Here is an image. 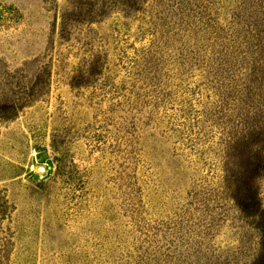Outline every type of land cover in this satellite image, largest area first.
Returning <instances> with one entry per match:
<instances>
[{
	"label": "rangeland",
	"instance_id": "obj_1",
	"mask_svg": "<svg viewBox=\"0 0 264 264\" xmlns=\"http://www.w3.org/2000/svg\"><path fill=\"white\" fill-rule=\"evenodd\" d=\"M110 1L0 0V264H171L172 234L205 223L204 198L221 183L225 116L196 67L161 72L165 102L146 95L126 69L142 43L139 22ZM235 7L215 0L210 11L225 26ZM66 13L75 21L62 39L55 25ZM52 53L42 94L28 103L23 70L44 54L50 65ZM94 54L99 68L86 78ZM257 86L249 140L230 148L225 217L212 210L219 226L195 264L249 260L248 243L238 255L237 246L250 220L234 223L231 201L261 165L254 194L264 210V69Z\"/></svg>",
	"mask_w": 264,
	"mask_h": 264
},
{
	"label": "trees",
	"instance_id": "obj_2",
	"mask_svg": "<svg viewBox=\"0 0 264 264\" xmlns=\"http://www.w3.org/2000/svg\"><path fill=\"white\" fill-rule=\"evenodd\" d=\"M214 2L215 0H111L107 5L114 9L119 3L121 11L126 15L132 14L139 22L142 43L138 49H134L133 56L129 57L126 69L129 77L134 76L135 82L141 83L146 95L157 102H165L168 98L164 90L167 81H161V72L165 68L167 73L176 70V65L196 67L200 70L199 76L204 85L212 92L217 113L225 116L220 121V137L221 141L227 142L223 163L220 165L221 173L216 176L221 183L210 189L204 198L200 219L205 220V223L200 221L199 227L198 223L193 225L195 229L190 227L191 230L187 232L172 234L171 255L165 261L171 264H195L197 255L203 252L202 244L209 232L219 226L215 223L212 210L216 212L215 215L225 217L222 195L230 191L234 177L229 166L230 148L241 137L245 141L249 140L246 136L248 118L260 89L257 86L258 74L264 69V0H236V7L225 26L219 25L211 15ZM58 20L55 28L60 25L58 33L62 39L66 38L69 35L68 27L75 21L73 15L62 14ZM53 44L51 40L46 48L48 53ZM46 55L32 61L30 64L34 65L33 68L26 66L23 70L31 76L32 81L27 89L29 91L25 93L28 103L34 102L42 94V88L51 74L48 68L54 66L55 55H50V65L41 63ZM95 58L96 61L93 62ZM88 64L84 74L86 78L99 68L95 54ZM21 75L24 76V73ZM18 77L6 79V83ZM262 104L264 106V102ZM180 126L181 124L177 125ZM261 168V165H256L252 170L254 179L251 180V177L250 180H245L244 193H247L239 196L236 192L231 201V207L239 209L233 218L234 223L244 217L250 220L249 228L243 232L242 241L237 246L238 255L243 253L242 250L248 243L249 251H245V254L249 260L244 264H264V210L259 208L254 194V183L259 178ZM241 228L245 229L244 226Z\"/></svg>",
	"mask_w": 264,
	"mask_h": 264
}]
</instances>
